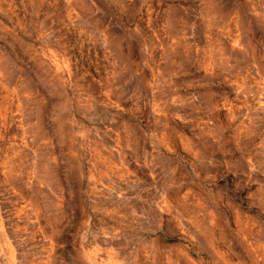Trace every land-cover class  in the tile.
Wrapping results in <instances>:
<instances>
[{"label":"clouds","instance_id":"9594fccd","mask_svg":"<svg viewBox=\"0 0 264 264\" xmlns=\"http://www.w3.org/2000/svg\"><path fill=\"white\" fill-rule=\"evenodd\" d=\"M0 264H264V0H0Z\"/></svg>","mask_w":264,"mask_h":264},{"label":"rangeland","instance_id":"374dc122","mask_svg":"<svg viewBox=\"0 0 264 264\" xmlns=\"http://www.w3.org/2000/svg\"><path fill=\"white\" fill-rule=\"evenodd\" d=\"M17 3L19 4V0H17ZM18 14H19V12H18ZM5 23H9V21L5 18V21H4ZM10 26V25H9ZM220 251H223L222 249L220 250Z\"/></svg>","mask_w":264,"mask_h":264}]
</instances>
